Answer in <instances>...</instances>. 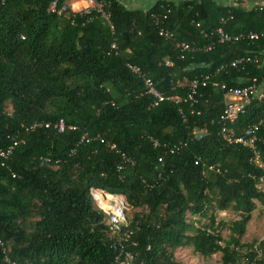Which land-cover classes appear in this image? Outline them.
<instances>
[{
	"label": "trees",
	"instance_id": "obj_1",
	"mask_svg": "<svg viewBox=\"0 0 264 264\" xmlns=\"http://www.w3.org/2000/svg\"><path fill=\"white\" fill-rule=\"evenodd\" d=\"M53 1L66 7L61 16L47 11ZM70 1L0 0V149L23 141L8 160L0 157L6 255L20 264H115L107 216L90 195L96 188L126 199L123 241L137 264H180L175 253L182 247L202 258L221 254L222 264H246L245 248L258 243L264 251V240L242 241L256 202L264 206L255 180L264 176V145L258 143L262 166H256L251 150L223 139L221 85L264 82V37L204 51L203 32L221 19L230 34L262 32L264 10L230 7L224 0H156L148 9L101 0L111 32L100 15L73 12ZM168 9L159 25L172 39L158 35L152 17ZM179 42L195 49L180 53ZM247 54L261 60L244 69L220 68ZM128 63L181 103L152 107L153 97ZM205 76L191 105L190 83ZM263 116L264 104L252 101L228 128L244 136ZM61 120L66 128L59 133ZM82 134L91 140L80 143ZM97 135L117 151L94 140ZM259 136L264 139V132ZM121 153L134 165L119 171ZM211 165L221 173L210 171ZM223 211L234 218L219 219Z\"/></svg>",
	"mask_w": 264,
	"mask_h": 264
},
{
	"label": "built area",
	"instance_id": "obj_2",
	"mask_svg": "<svg viewBox=\"0 0 264 264\" xmlns=\"http://www.w3.org/2000/svg\"><path fill=\"white\" fill-rule=\"evenodd\" d=\"M224 5L230 7H242L246 10L258 9L260 11L264 10V0H245L242 3V0H224ZM69 6L73 12H77L81 15H88L91 13H96L100 15L101 18L107 23L111 32L114 31V26L110 20L109 13L104 9V3L101 0H71ZM65 6L59 8L57 1L51 2L48 7V12L52 14H56L61 16V14L65 10ZM170 13L168 9L166 13L162 15H153V22L158 29V35L165 39H172L174 37L173 33L168 29H165L161 25H159L160 20H166L167 14ZM226 20L221 19L220 26L215 29L203 32L204 38L208 39L207 44L203 46L204 51H210L217 44H232L240 41H254L258 40L260 37H264V31L262 32H251L244 33L239 32L236 34H230L225 31L224 25ZM199 27V24H197ZM176 48L179 49L180 53L193 51L195 46L190 43L179 42L176 43ZM117 46L115 43L111 45V51H115ZM181 58L183 56L181 55ZM264 59V58H263ZM258 55L247 54L244 56H240L233 60L230 64H224L220 68L223 69L230 65L233 68H241L244 69L247 65L253 63H259ZM166 65L170 66V62H166ZM127 67L131 70L132 73L141 78L143 82L145 93L149 96L153 97L151 106L156 107L159 103L165 100H172L176 103H181V99L177 96L167 97L166 95L161 94L156 87L154 86L152 80L147 77L145 73L141 70V68L134 64H127ZM208 80V76L202 77V80L194 79L189 86V93L187 95L186 101L190 102L191 105L196 104L195 96L198 94V89L200 85H205ZM214 87H217L216 83L212 84ZM221 89L224 90V100L225 107L222 115L219 118V122L221 124V135L223 139L228 144H241L244 147H247L253 153V159L251 162L256 166H262L261 162V153L258 149V143L264 145V139L259 136L260 132H264V116L260 118L257 122L253 123L249 128L245 131L244 136H234L232 130L228 128L230 124H233L240 115L245 112V108L252 101H258L264 104V82L258 83L256 78H251L250 82L244 86L238 87H227L225 85H221ZM199 115V113H197ZM49 125H45L48 127ZM56 129L59 133H62L66 126L63 120L59 121L58 124L55 125ZM69 129L75 130L76 127H68ZM205 132V131H204ZM94 140H98L101 144H106L110 150L117 151V147L115 144L105 143L104 139L99 135L93 138ZM90 141L91 138L87 134H82L80 139V143L83 141ZM23 141H14L10 146L6 149H0V157L2 159L8 160L12 155L14 148L19 145V143ZM154 145L158 143L153 141ZM122 163L118 165L117 169L120 171L123 169L124 164L134 165V161L123 153H121ZM44 161H49L48 158H45ZM161 161V159H159ZM210 171H214L217 173H221L220 167L218 165H211L208 167ZM256 180V188L259 192L264 194V176L255 177ZM90 195L94 202V205L104 212L107 216V227H108V235L112 241V251L114 253V263L115 264H137L136 257L137 255L131 251H129L124 244L123 241V232L122 228L127 225V213L129 211V207L127 205L126 199L122 195H114L107 193L104 190L91 188ZM226 211L220 212L219 215L224 217L226 215ZM264 240V237L260 240ZM0 246L3 248V244L0 241ZM3 253L5 254L3 264H20L16 261L11 260L5 252L3 248ZM243 254L246 257V264H259V262L264 261V251L259 247V244H254L250 249L245 248L243 250ZM250 254L253 257H250Z\"/></svg>",
	"mask_w": 264,
	"mask_h": 264
},
{
	"label": "rangeland",
	"instance_id": "obj_3",
	"mask_svg": "<svg viewBox=\"0 0 264 264\" xmlns=\"http://www.w3.org/2000/svg\"><path fill=\"white\" fill-rule=\"evenodd\" d=\"M156 0H122L127 6L131 8H139L148 9ZM245 0H242V3ZM259 1V0H255ZM257 208L252 213V219L248 224L246 234L244 235L242 241L244 243H252L255 241H260L264 237V206L259 202H256ZM227 214L224 217H219L225 219L226 221L234 218V214L232 212H226ZM219 214V213H218ZM223 238H228L230 233L225 230L222 233ZM176 260L180 264H222L221 263V254H216L211 258H202L198 254L192 251L190 247H182L176 250L175 253Z\"/></svg>",
	"mask_w": 264,
	"mask_h": 264
}]
</instances>
